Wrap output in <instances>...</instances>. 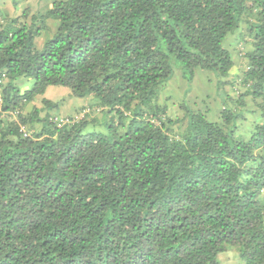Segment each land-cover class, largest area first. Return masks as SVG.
Listing matches in <instances>:
<instances>
[{
    "label": "trees",
    "instance_id": "trees-1",
    "mask_svg": "<svg viewBox=\"0 0 264 264\" xmlns=\"http://www.w3.org/2000/svg\"><path fill=\"white\" fill-rule=\"evenodd\" d=\"M0 16V264H264V0ZM203 71L220 107L172 118L168 82ZM48 86L92 107L41 115L37 98L58 112Z\"/></svg>",
    "mask_w": 264,
    "mask_h": 264
},
{
    "label": "rangeland",
    "instance_id": "rangeland-1",
    "mask_svg": "<svg viewBox=\"0 0 264 264\" xmlns=\"http://www.w3.org/2000/svg\"><path fill=\"white\" fill-rule=\"evenodd\" d=\"M54 1L57 0H0V12L3 13L8 11L9 6L11 8V5L14 3V7L16 8V10H18L21 15L22 13H25L26 16L24 18L26 20H31L32 15H35L36 13L45 12ZM8 15L5 16L9 17ZM21 15L19 17H21ZM56 23L57 22L55 20L48 21L49 26L46 28V31L42 32V40L46 38L50 34V32L55 29ZM235 41L236 35L232 36L227 40V46H229L231 51L233 50ZM35 44L37 47L39 46V38H36ZM225 44L226 40L224 41V45ZM243 44L245 45V43ZM240 62L242 64L243 60L241 59ZM175 73L178 72L176 71ZM206 73L207 72L204 71L198 72L197 76L193 79V81L190 84L184 86L179 85L180 82L178 83V86L176 85L177 83L175 82V78L178 82V77H175L173 80L168 82L167 87H170V90L173 92L171 93V101L175 103L177 102L176 104H171V102L168 103L169 105L171 104L168 108V114L172 118L181 117L183 115V109L180 106V102L186 104L188 103L193 108H196L197 103L203 110L204 108H206V106H208L209 108L211 107L212 111L220 107L221 101L216 96L215 85L213 82H209V78L206 77ZM167 93L168 91H166V94ZM45 97L58 103V112H56V109H48L47 107H44L39 98H37L32 105L42 109L41 115H45L47 112H49L58 113V115L71 114L73 116H76L82 113H86L88 111L87 108L89 106L92 107V102L90 98L72 97L70 95L69 89L62 86H48L45 91ZM212 98H214V101H218V104L214 103L212 101ZM247 108H251V105L248 104ZM30 110L31 105H28L25 111L28 112ZM247 116H249V114H247ZM91 117L93 119H97V121L95 123L93 122V124L91 125L92 129L95 128L97 131L103 132L105 128H103V126L99 124L101 118L100 112H97L96 110L94 111V113L91 112ZM220 255L219 260L222 261V264L239 263V258L237 257V254L234 251H228Z\"/></svg>",
    "mask_w": 264,
    "mask_h": 264
},
{
    "label": "built area",
    "instance_id": "built-area-1",
    "mask_svg": "<svg viewBox=\"0 0 264 264\" xmlns=\"http://www.w3.org/2000/svg\"><path fill=\"white\" fill-rule=\"evenodd\" d=\"M3 23V20L0 16V25ZM0 104H1V98H0ZM84 113L80 114V115H76L74 118H77L79 119L80 117L83 116ZM51 121H54V122H58V124H63L64 122L68 121L69 119L66 118V117H59V116H54L52 118H50Z\"/></svg>",
    "mask_w": 264,
    "mask_h": 264
},
{
    "label": "crops",
    "instance_id": "crops-1",
    "mask_svg": "<svg viewBox=\"0 0 264 264\" xmlns=\"http://www.w3.org/2000/svg\"><path fill=\"white\" fill-rule=\"evenodd\" d=\"M14 3L11 5V8H10V6H9V8H8V11H6V12H0V14H2V15H8L10 18H16V17H19L20 15H21V13L20 12H18V10H16V8L14 7Z\"/></svg>",
    "mask_w": 264,
    "mask_h": 264
}]
</instances>
